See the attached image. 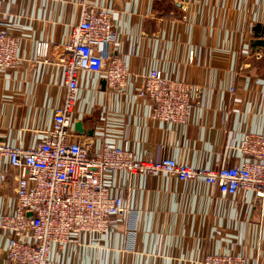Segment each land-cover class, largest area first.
<instances>
[{
  "label": "crops",
  "instance_id": "obj_1",
  "mask_svg": "<svg viewBox=\"0 0 264 264\" xmlns=\"http://www.w3.org/2000/svg\"><path fill=\"white\" fill-rule=\"evenodd\" d=\"M82 3L110 12L118 34L111 53L128 77L124 88L110 89L102 74L81 72L73 117L85 132L72 139L92 150L102 141L127 144L137 158L171 157L193 168L247 160L238 144L246 133L264 134V52L252 46L264 0H0V29L13 25L20 59L0 75V143L31 147L51 128L65 94L64 46ZM38 41L49 45L47 61L36 56ZM151 69L190 86L187 124L151 118L138 93ZM6 167L0 156V173ZM105 181L127 212L105 233L53 246L49 264H199L219 252L264 264V198L168 175L118 172ZM15 186L11 174L0 179V214L12 209ZM6 243L0 230V263Z\"/></svg>",
  "mask_w": 264,
  "mask_h": 264
},
{
  "label": "built area",
  "instance_id": "obj_2",
  "mask_svg": "<svg viewBox=\"0 0 264 264\" xmlns=\"http://www.w3.org/2000/svg\"><path fill=\"white\" fill-rule=\"evenodd\" d=\"M13 29L8 23L0 29V75L13 71L20 61ZM117 37L108 10L82 3L79 20L70 28L64 46L65 94L51 128L31 147L0 143V156L7 160L0 179L5 181L11 174L16 180L12 209L0 214V230L7 238L0 264H49L53 246L78 244L82 237L107 232L111 220L127 212L121 193L112 194L105 181L106 176L118 172L168 175L182 182L201 179L225 195L264 198V134L244 135L238 144L247 156L243 164L213 169L193 168L171 157L140 159L127 144L110 141H102L92 150L87 143L72 139L81 72L102 74L110 89L126 85L128 71L123 60L111 53ZM48 49L46 41H38L37 58L47 61ZM138 93L150 105L152 119L172 124L190 121L191 88L186 82L151 69L142 76ZM134 230V224H129V233ZM198 263L246 261L242 254L219 252L204 254Z\"/></svg>",
  "mask_w": 264,
  "mask_h": 264
},
{
  "label": "water",
  "instance_id": "obj_3",
  "mask_svg": "<svg viewBox=\"0 0 264 264\" xmlns=\"http://www.w3.org/2000/svg\"><path fill=\"white\" fill-rule=\"evenodd\" d=\"M264 34V25L257 23L254 27H253V35H254V40L252 42V46H259L263 48V52H264V39L261 38V36ZM105 80L102 81V85L104 87L105 84ZM74 131L78 134H84L85 130L82 126V122L81 121H77L74 124ZM88 135L92 134V130H89L87 132ZM30 215V213H29Z\"/></svg>",
  "mask_w": 264,
  "mask_h": 264
}]
</instances>
